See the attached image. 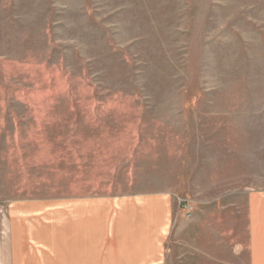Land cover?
I'll return each mask as SVG.
<instances>
[{
    "label": "rangeland",
    "instance_id": "obj_1",
    "mask_svg": "<svg viewBox=\"0 0 264 264\" xmlns=\"http://www.w3.org/2000/svg\"><path fill=\"white\" fill-rule=\"evenodd\" d=\"M230 155L264 176V0H0V261L19 220L50 260L72 197L165 192L172 231L225 224Z\"/></svg>",
    "mask_w": 264,
    "mask_h": 264
},
{
    "label": "crops",
    "instance_id": "obj_2",
    "mask_svg": "<svg viewBox=\"0 0 264 264\" xmlns=\"http://www.w3.org/2000/svg\"><path fill=\"white\" fill-rule=\"evenodd\" d=\"M227 165L225 224L196 215L172 231V202L165 192L72 197L56 224L40 235L52 257L42 264H264V176H248L245 161L235 175L231 155ZM3 221L11 241V220ZM17 227V263L27 264L26 220ZM5 253L0 264H12Z\"/></svg>",
    "mask_w": 264,
    "mask_h": 264
},
{
    "label": "built area",
    "instance_id": "obj_3",
    "mask_svg": "<svg viewBox=\"0 0 264 264\" xmlns=\"http://www.w3.org/2000/svg\"><path fill=\"white\" fill-rule=\"evenodd\" d=\"M183 207H184V210H185V217L189 218L191 216L192 206L189 205L188 203H186Z\"/></svg>",
    "mask_w": 264,
    "mask_h": 264
}]
</instances>
